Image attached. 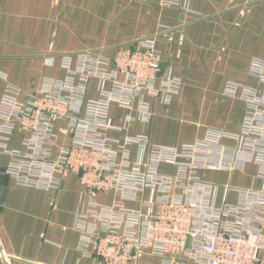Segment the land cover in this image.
I'll use <instances>...</instances> for the list:
<instances>
[{"label": "built area", "instance_id": "2783aa9c", "mask_svg": "<svg viewBox=\"0 0 264 264\" xmlns=\"http://www.w3.org/2000/svg\"><path fill=\"white\" fill-rule=\"evenodd\" d=\"M164 3L177 6L179 0ZM63 66V79L46 78L27 92L6 88L0 151L14 157L4 174L19 185L57 190L66 175L79 176L87 197L75 223L80 251L98 264H147L141 261L146 254L163 264H264V186L229 187L241 201L218 206L220 186L199 174L255 163L264 181V59L249 66L256 85L229 82L225 88V94L245 103L240 130H212L179 148L155 145L147 135L123 141L109 135L124 130L110 117L112 104L136 108L138 120L149 122L154 111L147 98L168 103L181 89L179 78L163 76L154 36L120 46L114 57L78 53L75 65L68 53ZM94 78L98 97L89 98ZM16 130L24 132L23 149L10 148ZM60 133L70 135L69 146L58 145ZM163 163L175 165L177 173H161ZM101 193H113L114 199L103 203Z\"/></svg>", "mask_w": 264, "mask_h": 264}, {"label": "crops", "instance_id": "0c3cea01", "mask_svg": "<svg viewBox=\"0 0 264 264\" xmlns=\"http://www.w3.org/2000/svg\"><path fill=\"white\" fill-rule=\"evenodd\" d=\"M166 1L0 0V101L10 85L27 92L46 78L63 79L65 54L73 55L75 65L78 53L114 57L120 46L154 36L163 76L179 78L181 89L168 103L147 98L154 111L149 122L138 120L136 108L112 104L110 117L124 130L109 135L122 141L147 135L155 145L179 148L212 130L238 132L245 103L225 94V88L229 82L257 84L249 66L255 58L264 59V0H179L170 7ZM98 85V79L91 80L89 98L98 97ZM23 135L15 131L11 149H23ZM70 143V135L60 133L58 145ZM137 153L133 146L132 157ZM13 159L0 151V264L4 256L10 264H98L96 257L78 248L75 223L87 200L79 176L66 175L57 190L19 185L4 174ZM159 170L168 175L178 171L168 163ZM199 174L220 186L218 206L241 201L238 191L229 187L264 186L255 163ZM98 199L111 203L114 194L101 193ZM141 261L163 264L149 254Z\"/></svg>", "mask_w": 264, "mask_h": 264}, {"label": "rangeland", "instance_id": "374dc122", "mask_svg": "<svg viewBox=\"0 0 264 264\" xmlns=\"http://www.w3.org/2000/svg\"><path fill=\"white\" fill-rule=\"evenodd\" d=\"M240 130V129H239Z\"/></svg>", "mask_w": 264, "mask_h": 264}]
</instances>
